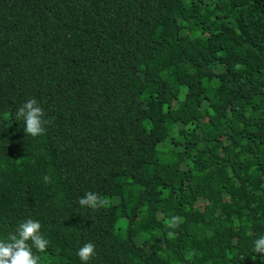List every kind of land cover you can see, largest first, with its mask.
I'll list each match as a JSON object with an SVG mask.
<instances>
[{"label":"trees","instance_id":"obj_1","mask_svg":"<svg viewBox=\"0 0 264 264\" xmlns=\"http://www.w3.org/2000/svg\"><path fill=\"white\" fill-rule=\"evenodd\" d=\"M28 218L41 264H264V0H0V238Z\"/></svg>","mask_w":264,"mask_h":264},{"label":"clouds","instance_id":"obj_2","mask_svg":"<svg viewBox=\"0 0 264 264\" xmlns=\"http://www.w3.org/2000/svg\"><path fill=\"white\" fill-rule=\"evenodd\" d=\"M15 119L23 121L24 131L27 135L37 137L46 132V125L50 123L46 119L44 109L35 98L28 99L15 112ZM45 183H51V176H44ZM106 203L104 197L94 191H88L79 199L81 207L96 209ZM182 218L171 216L166 226L176 228ZM169 236L174 233L169 232ZM49 240L42 232V224L35 219L28 218L19 223L14 231L9 232L6 237L0 238V264H41V256L38 253H45L49 246ZM255 253L264 254V235L254 240ZM80 261L87 264L96 255V247L93 243H85L77 253ZM195 255V252L189 253Z\"/></svg>","mask_w":264,"mask_h":264},{"label":"rangeland","instance_id":"obj_3","mask_svg":"<svg viewBox=\"0 0 264 264\" xmlns=\"http://www.w3.org/2000/svg\"><path fill=\"white\" fill-rule=\"evenodd\" d=\"M244 14V13H243ZM208 17V13L199 8L194 17L193 18H190L189 19V23L190 24H194L198 21H204L206 18ZM183 42H184V45H185V48L187 50V52L192 55V56H195V53L194 51L192 50V45H195L197 43V39H191L187 34L186 32L184 33L183 35ZM246 49H247V46L245 45H239V47L237 48V50L239 51L240 54L244 55L245 52H246ZM167 100H169V98H166ZM181 175L183 176H186V172H185V168H182L181 172H180ZM169 178H172L173 177V173H170L168 175ZM225 179V175L222 174L220 176V180L223 181ZM121 191L120 187L119 186H116L115 188V193L116 194H119ZM241 194V192H240ZM204 195V194H203ZM223 198V195H219V194H213V195H204V196H200L198 198V200L195 202V207L197 209V211L201 214V218L203 219L205 215H207L209 213V206L210 204L215 201V200H218V199H221ZM159 210H162L164 208V205L159 203L157 204ZM160 218V215L156 216V219H157V222H159V219ZM154 241L150 242L151 244H153ZM193 250L195 249V247L192 248ZM125 259H127L128 261L130 262H136V258L131 256V255H126L124 256ZM200 261H198L197 259H194L192 264H198Z\"/></svg>","mask_w":264,"mask_h":264}]
</instances>
